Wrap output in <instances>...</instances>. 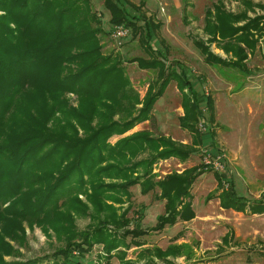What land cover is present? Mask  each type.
Returning <instances> with one entry per match:
<instances>
[{
  "label": "trees",
  "instance_id": "obj_1",
  "mask_svg": "<svg viewBox=\"0 0 264 264\" xmlns=\"http://www.w3.org/2000/svg\"><path fill=\"white\" fill-rule=\"evenodd\" d=\"M241 3L245 9L237 13L228 11L223 0L207 7L202 26L205 38H195L193 44L205 63L248 74L249 54L264 37V13L249 16L251 9L263 5L252 0ZM103 5L111 26L123 24L132 29V37L149 52V59L136 57L130 61L164 73L160 81L149 85L142 98L125 74L120 55L101 52V22L91 0H0V264H4L2 255L12 250L3 241L4 236L21 241L20 221L43 224L39 215L60 239L65 235L66 246L51 256L63 264H79L94 245L103 246L105 259L116 257L120 264H168V258L177 257L180 248H142L145 244L138 239L149 231L125 229L131 225L126 217L131 205L120 213L121 207L130 202L129 188L134 185L146 195L159 189L164 210L151 231L161 232L178 221H189L194 218L191 188L205 171L215 176L221 208L243 212L248 206L251 214L264 213V193L247 204L232 188L225 187L232 182L209 164L155 181L153 165L171 158L186 161L194 148L202 146V133L213 136V98L205 95L204 108L209 111L206 121L201 99L192 88L196 81L179 62L166 67L158 59L164 56L151 41L159 22L131 12L129 8L137 7L130 0H103ZM212 44L225 56L216 53ZM67 63L71 64L68 68ZM172 81L182 96L183 115L178 121L191 133L190 145L149 129L134 131L113 144L108 142L110 136L149 121L154 104ZM65 91L79 94L78 107L67 108L62 98ZM57 112L62 118L55 119ZM53 117L49 127L47 123ZM202 120L203 130L199 127ZM212 145L210 158H215L221 151L215 143ZM83 193H87L86 203L93 212L105 213V219L91 231L76 233L75 217H84L90 211L88 204L77 197ZM59 199H64L63 210L56 206ZM10 201V206L3 208ZM105 223L112 224L113 230H108ZM120 228L125 229L122 234ZM229 238L227 234L222 240L227 243ZM132 246L139 248L137 258L125 260ZM71 248L78 251L77 257H72Z\"/></svg>",
  "mask_w": 264,
  "mask_h": 264
},
{
  "label": "rangeland",
  "instance_id": "obj_2",
  "mask_svg": "<svg viewBox=\"0 0 264 264\" xmlns=\"http://www.w3.org/2000/svg\"><path fill=\"white\" fill-rule=\"evenodd\" d=\"M130 1L137 7L129 8L131 12L143 14L154 23L159 22V28L155 30L151 41L164 56L158 59L162 60L166 67L175 65L176 62L183 66L189 77L196 81L192 88L201 99L202 108L206 107V94L213 98V136L209 132L202 133V146L194 148L186 161L171 158L153 165L155 181H160L167 174H180L193 166L202 165L205 158L208 160L212 153L213 142L221 151L219 160L214 159L216 161L213 163V169L232 182V186L225 184V187L228 190L232 188V192H238L248 201L257 199L264 192V37L262 41H258V49L256 48L247 60L250 73L228 66L208 65L204 63L193 40L205 38L202 32L204 12L217 0ZM252 1L262 4L263 8L251 9L254 12L249 11V16L264 13V0ZM223 3L225 8L233 13L245 9L241 0H223ZM91 4L101 22V31L98 34L101 52L105 55H120L125 74L142 98L150 84L163 78V71L158 68H142L135 61H130L136 57L149 59V52L137 38L132 37L130 28L129 35L122 45L118 46L110 36L113 26L109 23L110 15L103 5V0H91ZM211 48L215 52L218 51L213 44ZM68 66L71 64L67 63V68ZM181 97L175 82H170L164 94L154 104L149 121L135 125L124 134L110 136L108 142L113 144L120 137L134 131L149 129L154 134L168 135L190 145L191 133L179 127L178 117L182 114ZM62 98L65 99L67 108H76L80 104L79 94L75 91H65ZM208 112L204 108L206 121ZM55 114V119L62 118L60 112ZM54 117L47 123L49 127ZM78 130L81 133V130ZM205 151H208L209 156H204ZM216 184L213 172L205 171L199 174L191 188V210L194 218L178 221L172 227L166 226L161 232L151 231L164 210V202L158 198L159 189L146 195L142 193L139 185H134L129 188L132 194L130 202L122 205L120 210L121 213L128 204L131 205L126 216L131 225L125 229L149 231L146 236L138 239L145 244L142 248L157 247L165 250L178 246L179 255L169 257L168 264H264V215L252 216L249 213L222 210L218 200L212 198ZM86 189L90 193L89 186H86ZM61 193L67 194L64 191ZM86 194H79L77 197L88 204ZM63 202L64 199L57 201L59 210H63ZM107 202L112 204V201ZM10 204L11 201L5 203L3 208L9 207ZM87 206L90 209L87 215L74 219L76 233L91 231L105 219V213L93 212L91 205ZM41 219L42 216L39 215L40 223L43 224L20 221L23 229V237L18 241L20 243L4 236L3 241L10 244L12 250L2 255V263L42 259L38 264H63L51 256L56 250L66 246L65 235L60 239L46 224L47 221ZM105 227L113 230L114 226L105 223ZM125 229L120 228L119 232L122 234ZM229 230L233 231V236L224 243L223 236ZM130 240L131 237H128L127 242ZM138 251L139 248L132 246L127 251L125 260H136ZM71 255L77 257L78 251L71 248ZM105 256L103 246L94 245L79 264H120L116 257L105 259ZM158 262L162 264L161 261Z\"/></svg>",
  "mask_w": 264,
  "mask_h": 264
},
{
  "label": "built area",
  "instance_id": "obj_3",
  "mask_svg": "<svg viewBox=\"0 0 264 264\" xmlns=\"http://www.w3.org/2000/svg\"><path fill=\"white\" fill-rule=\"evenodd\" d=\"M130 33V29L129 27L123 25V24H119V25H115L112 27L111 29V38L112 40L118 45H122L123 41L125 40V38L129 35ZM203 120L199 123V127L203 130L204 126H203ZM207 156H209V154L207 153ZM206 157V156H205ZM220 156H217L215 158H210V156L207 158L208 160H204L205 164H209L211 165V167L213 168V163L218 159L219 160ZM216 159V160H214Z\"/></svg>",
  "mask_w": 264,
  "mask_h": 264
},
{
  "label": "crops",
  "instance_id": "obj_4",
  "mask_svg": "<svg viewBox=\"0 0 264 264\" xmlns=\"http://www.w3.org/2000/svg\"><path fill=\"white\" fill-rule=\"evenodd\" d=\"M263 40V38H261L260 39V41H262ZM259 47V46H258ZM258 47H257V49H258ZM216 50H218L217 48H215ZM216 53H219L220 55H222V56H225L224 55V53L221 51V50H218ZM252 54H254V53H252ZM252 54H249V57L252 55ZM248 57V58H249ZM248 60V59H247ZM205 63V62H204ZM205 64H207V63H205ZM209 65V64H208ZM177 88V87H176ZM179 91V90H178ZM181 108H182V114L181 115H183V107H182V105H181ZM179 127H180V125H179ZM181 128V127H180ZM182 129V128H181ZM214 129V128H213ZM182 130H185V129H182ZM168 136V135H167ZM174 139V138H173ZM235 193V195H237V196H239L240 198H242L243 199V201H246L247 202V204H250V203H252L254 200H259L260 198H261V196L263 195V193L257 198V199H254V200H252V201H248L247 199H245L242 195H240L238 192H234ZM219 194H220V191H218L217 190V184H216V187H215V193L213 194L214 195V197L212 196V198H215L216 200H218V203H219V207L221 208V206H220V200H219ZM211 197V196H210ZM222 210H224V211H232V212H236V213H241V214H246V213H249L250 215H252V216H254V215H264V213L263 214H251L250 212H249V208H248V206L245 208V210L243 211V212H237V211H234V210H232V209H228V210H226V209H223V208H221ZM230 235L231 237L233 236V231H231V230H229L224 236H226V235ZM223 236V237H224ZM229 239H231V238H229ZM229 241V240H228Z\"/></svg>",
  "mask_w": 264,
  "mask_h": 264
}]
</instances>
